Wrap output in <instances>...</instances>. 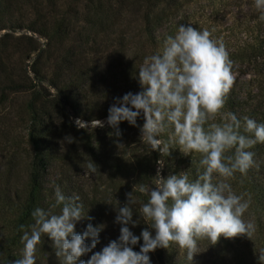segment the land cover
Instances as JSON below:
<instances>
[{"label": "trees", "instance_id": "obj_1", "mask_svg": "<svg viewBox=\"0 0 264 264\" xmlns=\"http://www.w3.org/2000/svg\"><path fill=\"white\" fill-rule=\"evenodd\" d=\"M56 2L0 0V32L8 30L7 18L31 8L35 20L27 23V29L45 40L42 46L35 38L26 37L37 57L29 71L22 68L19 76L9 70L0 55V138L6 140L0 149L4 159L0 166V264H13L20 257L21 226L27 230L33 222L32 211L36 207L47 209L54 202L56 186L67 197L78 195L91 218L77 224V233L82 234L88 224L103 226L100 243L88 256L81 257L87 260L118 239L121 226L115 223L116 211L111 220L109 208L118 206V202L124 206L129 193L138 198L132 206L133 218L141 219L137 209L147 197L140 199L134 188L141 183L155 187L158 161H164V178L187 171L190 180L196 178L199 156H185L179 149H170V155L164 156L151 151L137 140V129L127 122L120 124L117 137L113 128L101 135L105 131L102 128L81 129L72 121L64 125L58 119L59 112L66 120L107 118L117 98L142 90L136 70L180 24L209 30L213 38L223 41L232 72L252 77L244 90L230 91L225 111L241 120L249 116L264 123V23L257 22L253 0H83L82 11L74 4L60 11ZM53 6L56 15L44 16ZM199 17L204 19L203 25L197 21ZM223 17L232 19L226 24L221 21ZM19 23L26 24L24 19ZM14 122L26 131L27 138L16 145L10 139ZM161 139L167 141L168 137L165 134ZM252 151L256 153V166L246 175L236 173L230 180L234 191L237 193L240 187L250 200L247 219L256 225L253 237L259 235L254 254L249 248L242 264H259L257 253L264 249V144ZM89 163L96 165L95 172L88 169ZM182 165L186 170H181ZM85 174L87 179L83 178ZM146 229L155 234L142 220L136 227L130 226L138 237ZM86 243L90 246L91 240ZM50 244L46 237L41 238L37 264H59ZM142 244L141 239L133 250L139 252ZM168 253L169 249L150 253L152 264H173Z\"/></svg>", "mask_w": 264, "mask_h": 264}, {"label": "clouds", "instance_id": "obj_2", "mask_svg": "<svg viewBox=\"0 0 264 264\" xmlns=\"http://www.w3.org/2000/svg\"><path fill=\"white\" fill-rule=\"evenodd\" d=\"M252 7L258 14L257 22L264 23V0H253ZM191 25L180 24L156 52L144 57L135 73L142 90L117 98L109 108L107 124L118 137L122 122L136 127L142 116V143L162 156L170 155V149H179L185 156H199L196 178L190 180L188 171L164 178L158 169L154 188L145 183L134 188V193L147 196L137 209L141 219L133 218L132 206L138 198L129 193L128 203L121 207L118 202L115 206V223L121 226L118 239L87 260L81 257L88 256L100 243L103 226L88 224L82 234L77 233V224L91 218L78 195L67 197L56 186L54 202L47 209L36 207L32 211L33 222L27 230L21 226L23 247L13 264H37V246L42 237L51 241L59 264H152L150 253L172 247L184 254L186 264H193L199 242L216 245L221 237L252 239L256 225L245 219L250 200L237 194L230 180L236 173L246 175L256 166L252 149L264 144V123L249 116L241 120L225 111L234 83L232 61L222 40L213 38L207 29ZM76 125L89 127L80 119ZM102 127L104 122L91 121L92 129ZM165 134L167 141L161 139ZM158 164L164 167L163 160ZM88 169L95 172L97 167L89 163ZM141 220L154 230V235L147 229L139 237L134 235L130 226L136 227ZM141 239L143 244L136 252L133 249ZM257 255L259 264H264V249Z\"/></svg>", "mask_w": 264, "mask_h": 264}, {"label": "rangeland", "instance_id": "obj_3", "mask_svg": "<svg viewBox=\"0 0 264 264\" xmlns=\"http://www.w3.org/2000/svg\"><path fill=\"white\" fill-rule=\"evenodd\" d=\"M73 4L76 8H78L80 11L84 8V2L83 0L77 1L76 0H57L56 6L59 8L60 11H66L68 9V6L73 7ZM25 10H22L21 12H16L13 14L12 17L7 18L8 22V30L0 32V55L5 59L6 65L8 64V68L12 73H15L14 75L19 76L22 68H25L27 71H29L30 67L33 65L34 60L37 57V53L33 52V44L29 43L26 40V37H33L36 40H38L42 45V43H45V40L38 38L37 35H35L33 32H30L27 29V23L29 21L35 20V16L32 14L31 8H24ZM44 16L48 17V13H52V17L56 15V8L53 6L49 8L48 10H45ZM28 12V13H27ZM201 15L202 12H199ZM25 21L26 24H20L19 22L21 20ZM232 18L229 17H223L221 18L222 22H225L226 24L231 21ZM200 22V25L202 24V21L204 19L202 17H199L198 20ZM35 44V48H36ZM43 46V45H42ZM45 48V47H43ZM42 48V49H43ZM234 76V83L231 90L236 91H242L245 89L246 85L251 80V76L245 77L238 73L232 72ZM113 85V82H110V86ZM113 89V88H112ZM53 92H55L53 90ZM21 99L24 101L26 97H22ZM23 103V102H22ZM107 107L110 104H106L107 102L103 101ZM109 103V102H108ZM62 106L67 110V112L71 114L68 105L66 102L62 103ZM0 117H3V113H0ZM61 123L68 124V121H72L74 124H76V120L78 118L71 117L70 120H66L64 118V114L62 115L61 112H59V117ZM143 119V118H142ZM83 121V120H82ZM104 122V127H102L103 130L101 135L107 134L109 130L111 129L110 126L107 124V118L100 120ZM89 125L88 128H91V122L83 121ZM144 119L140 122V124L135 127L139 133L137 136V140L141 141L140 136V128L143 126ZM1 129H7V127H2ZM92 129V128H91ZM93 130H98V128H95ZM10 139L14 145L18 143V141L23 140L24 137L26 138V131L20 126V124H17L14 122V124L10 127ZM94 134V133H93ZM6 140L4 138H0V149H2L6 144ZM4 159L0 155V166L4 165L3 163ZM72 163V162H71ZM181 170H186L185 166L180 167ZM159 169V174L162 176V168H160V165L156 168V172L154 177L156 178L157 172ZM84 179H87V175L85 174ZM154 188V187H153ZM238 194H242V189L238 187L237 189ZM144 194L139 193V198H145ZM115 206V205H114ZM114 206H111L109 208V213L112 215L111 220L114 217ZM247 213L245 214V219H247ZM259 235L257 237H253L251 240L247 238L246 236H240L235 237L232 239H225L223 237L220 238V240L217 242L216 245H210L207 241L199 242V252L197 255L194 256L193 264H242V259L244 256H246L247 253H249V248L252 251V253L255 251L254 246L258 243ZM255 242V243H254ZM254 254V253H253ZM168 259L173 264H186V261L184 259V254L180 252L176 247H172L169 249L168 253Z\"/></svg>", "mask_w": 264, "mask_h": 264}]
</instances>
